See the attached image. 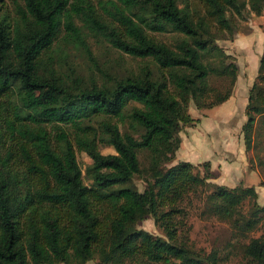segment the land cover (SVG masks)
Returning a JSON list of instances; mask_svg holds the SVG:
<instances>
[{"label": "trees", "instance_id": "obj_1", "mask_svg": "<svg viewBox=\"0 0 264 264\" xmlns=\"http://www.w3.org/2000/svg\"><path fill=\"white\" fill-rule=\"evenodd\" d=\"M4 1L0 264H85L94 257L96 264H222L217 247L189 244L183 226L194 201L202 217L226 221L247 239L237 245L243 264H264V233L250 236L264 218L255 186L214 181L209 160L201 162L203 172L189 160L167 165L182 127L197 119L189 102L210 108L232 93L238 65L217 40L234 36L236 17L261 14L264 0H198L194 6L188 0L183 6L178 0H11V21L1 15ZM62 30L63 39L89 54L86 36L101 33L111 46L156 66L86 84L54 56ZM148 30L173 36L163 41ZM131 101L140 105L128 109ZM245 115L247 153L257 128L264 134V56ZM113 118L129 121L130 130L121 131ZM101 144L114 152H101ZM139 150L149 153L143 190L127 185L142 172ZM77 151L92 159L88 184ZM147 215L161 235L137 227Z\"/></svg>", "mask_w": 264, "mask_h": 264}, {"label": "rangeland", "instance_id": "obj_2", "mask_svg": "<svg viewBox=\"0 0 264 264\" xmlns=\"http://www.w3.org/2000/svg\"><path fill=\"white\" fill-rule=\"evenodd\" d=\"M94 1L97 2L98 0ZM188 1L191 3V6L198 3V0ZM178 2L180 6H183L185 0H178ZM98 10L103 14V19L109 22L110 17L102 12L100 7ZM13 14V4L11 0H5L1 10L2 17L6 21H11ZM250 17L246 20L236 17V20L239 23V28L245 26L244 21H248ZM77 23L82 24L79 20H77ZM85 32L88 33L89 30H85ZM148 33L163 41H170L173 36L172 32L168 30L164 32L148 30ZM63 34L64 30L60 32V37L54 45V49L56 50L54 56L62 63L61 68L63 71H66V66L74 67L76 73L86 84L91 82L103 84L111 77L124 76L132 72L138 73L142 66H149L152 68L153 66H156L153 60L149 57L132 56L115 48L114 46H111L101 33L94 34L89 32L86 36L87 43L91 51L90 54L87 53L82 46H77L73 43L67 42L66 39H63ZM226 39L229 38H220L217 42L224 48L226 45ZM58 54L61 55L58 56ZM63 60L67 62V65L63 64ZM214 83L215 85L225 84L220 81H216ZM132 105H140V103L131 101L128 104V109H130ZM188 110L193 116H201L206 108H196L193 102L190 101ZM212 110L215 111L216 109ZM219 111H221V109H219ZM212 114L215 113L212 112ZM207 120H209V118L205 119V121ZM112 123L117 125L121 131L130 130L129 121L127 120L125 122H121L120 120L113 118ZM192 124L193 123L184 125L181 129V133H185L186 130H189V127L190 125L192 126ZM204 124L205 123H202V126H204ZM205 125L207 126V124ZM198 127L201 128V126H197L196 128ZM138 129H140L139 126ZM135 135L138 136L137 133H135ZM253 141L252 146L247 149V160L250 163L251 158V167L257 169L260 181L264 184V134H262L259 128L256 130ZM100 150L103 153L114 152V148L108 144H101ZM148 154L147 150L138 151L142 172L140 174H135L132 181L127 183L128 186L137 188L138 190L144 189L147 179L150 178V174L147 170L149 161ZM187 155L192 156L193 153L190 152ZM77 159L82 168L83 180L88 184L90 183V178L87 174V168L92 164V159L84 151H77ZM189 159L191 158H188L187 160ZM174 161L175 160H171L167 163V165L173 163ZM196 166L201 172H203L204 165L201 162L197 163ZM196 204L197 202L194 201L191 206L187 205V216L184 218L185 225L183 226V229L188 230L187 234L190 246L196 250L203 249L204 251H209L212 246H215L218 248L221 256H225L222 264H243L244 260L242 259L240 248L237 245L241 244V242L247 241V239L244 236L234 234L230 225L226 221L219 220L216 217H202L199 214L200 209ZM137 227L148 230L156 235L162 234L160 228L155 224L151 215H147L141 219L137 223ZM260 233H264V218L259 223V226L250 233V236H256ZM97 260L98 258L94 257L86 261L85 264H96Z\"/></svg>", "mask_w": 264, "mask_h": 264}, {"label": "crops", "instance_id": "obj_3", "mask_svg": "<svg viewBox=\"0 0 264 264\" xmlns=\"http://www.w3.org/2000/svg\"><path fill=\"white\" fill-rule=\"evenodd\" d=\"M244 25L232 38L226 39L224 47L238 65L231 95L222 103L206 108L201 116L192 115L197 119L189 130L180 134L181 142L174 160L191 158L189 161L195 164L209 160L214 181L229 186L254 185L258 202L263 203L264 184L260 182L257 169L247 160L241 125L246 119L248 90L258 73L260 58L264 56V9L259 15L252 14ZM207 118L209 120L205 121ZM190 152L192 156L187 155Z\"/></svg>", "mask_w": 264, "mask_h": 264}]
</instances>
